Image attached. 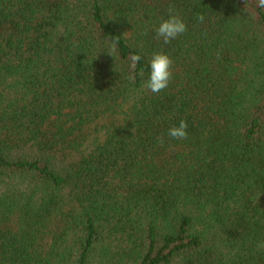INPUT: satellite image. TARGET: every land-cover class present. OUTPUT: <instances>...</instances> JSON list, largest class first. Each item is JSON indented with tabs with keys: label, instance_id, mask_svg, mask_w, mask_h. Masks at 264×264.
Listing matches in <instances>:
<instances>
[{
	"label": "trees",
	"instance_id": "16d2710c",
	"mask_svg": "<svg viewBox=\"0 0 264 264\" xmlns=\"http://www.w3.org/2000/svg\"><path fill=\"white\" fill-rule=\"evenodd\" d=\"M262 241L256 0H0V264H264Z\"/></svg>",
	"mask_w": 264,
	"mask_h": 264
},
{
	"label": "clouds",
	"instance_id": "9594fccd",
	"mask_svg": "<svg viewBox=\"0 0 264 264\" xmlns=\"http://www.w3.org/2000/svg\"><path fill=\"white\" fill-rule=\"evenodd\" d=\"M256 4L257 7L264 8V0H256ZM169 13V17L162 20L158 27L155 28V38L162 40L165 45L187 31V25L178 15L172 13L171 8ZM197 19L203 22L204 17L198 15ZM108 54L112 55L110 52ZM134 59L138 61L140 57L136 56ZM172 65L173 60L167 54L163 52L154 53L149 62V78L144 82L143 87L153 94H158L165 90L172 77ZM187 127V122L182 119L178 126L168 129V135L172 139H187ZM257 248H264V241L259 242Z\"/></svg>",
	"mask_w": 264,
	"mask_h": 264
}]
</instances>
